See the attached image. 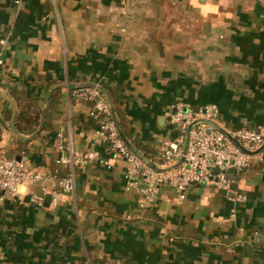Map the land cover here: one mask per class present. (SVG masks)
<instances>
[{
    "label": "crops",
    "instance_id": "crops-1",
    "mask_svg": "<svg viewBox=\"0 0 264 264\" xmlns=\"http://www.w3.org/2000/svg\"><path fill=\"white\" fill-rule=\"evenodd\" d=\"M1 38L0 155L24 150L29 169L53 172L71 135L104 161L76 168L70 200L7 198L0 264H264V152L234 189L195 184L181 199L164 184L141 210L143 180L128 184L92 105L72 95L104 88L126 138L156 165L161 138L177 134V103L216 104L227 130L264 124V0H0ZM27 107L41 111L38 133L18 128Z\"/></svg>",
    "mask_w": 264,
    "mask_h": 264
},
{
    "label": "built area",
    "instance_id": "built-area-1",
    "mask_svg": "<svg viewBox=\"0 0 264 264\" xmlns=\"http://www.w3.org/2000/svg\"><path fill=\"white\" fill-rule=\"evenodd\" d=\"M129 1L120 0V3L127 5ZM6 42V38L0 39V69L5 61ZM72 95L79 101H92L90 113L99 120L97 135L105 138L114 158L125 162V179L128 184H134L138 178L143 180L142 199L139 203L141 210L148 209L156 202L164 184H170L181 199L185 197L186 190L195 184L203 183L231 190L235 177L250 166L255 155L261 158L264 152V147L255 154L248 152L264 146V124L254 128L227 130L218 122L219 109L216 104L193 108L186 103H177L169 114V122L177 134L161 138V164L156 168L123 140L111 97L105 89L96 85H81L73 90ZM60 148L62 154L56 160L59 167L49 173L29 169L24 160L25 152H22L20 159L0 155V205L7 198L21 202L28 195L32 202L40 206L45 204L47 194L52 195L54 205L60 199L70 200L75 188L76 168L83 167L89 161L102 159L98 150L75 149L71 135L63 139ZM61 167L66 169L64 174L60 173ZM230 169H235L237 174L229 172ZM37 189L40 191L37 192ZM236 199L241 201L245 196L238 194Z\"/></svg>",
    "mask_w": 264,
    "mask_h": 264
},
{
    "label": "trees",
    "instance_id": "trees-1",
    "mask_svg": "<svg viewBox=\"0 0 264 264\" xmlns=\"http://www.w3.org/2000/svg\"><path fill=\"white\" fill-rule=\"evenodd\" d=\"M104 89V88H103ZM60 97V88H57L53 91L52 95H51V99H50V107L54 104L57 103ZM114 100V99H113ZM112 101V99H111ZM89 102L92 105V101H86ZM115 103V100L112 101ZM48 115V114H47ZM115 115V114H114ZM115 118L117 119L116 115ZM40 119H41V111L38 110L36 112L31 111L30 107H27L26 109H23L19 115H18V128L19 130L22 132H28V133H32L33 131L36 130V128L39 126L40 124ZM118 121V119H117ZM119 122V121H118ZM46 124H48V122L45 120V124L43 127V130L46 127ZM143 148V147H142ZM22 152H25L24 150ZM246 169V168H245ZM244 169V170H245ZM243 170V171H244Z\"/></svg>",
    "mask_w": 264,
    "mask_h": 264
},
{
    "label": "water",
    "instance_id": "water-1",
    "mask_svg": "<svg viewBox=\"0 0 264 264\" xmlns=\"http://www.w3.org/2000/svg\"><path fill=\"white\" fill-rule=\"evenodd\" d=\"M90 86H94V85H90ZM73 87V86H72ZM77 87V86H76ZM75 87V88H76ZM47 100H49V96L47 97ZM44 113H45V109H43V112H42V117L44 116ZM43 122H44V120H43V118H42V120H41V123H40V126H39V128H38V130H37V133L42 129V126H43ZM0 123L1 124H3V125H5L4 124V122H3V120L0 118ZM14 126V129H15V131H17L16 130V127H15V124H13ZM190 129H191V126L188 128V130H187V142H186V145H185V149H184V153L186 152V149H187V144H188V139H189V131H190ZM119 130H120V134H121V136H122V138H123V140L126 142V144L133 150V151H135L140 157H142L145 161H147L150 165H152V166H154V167H156V168H159V166L158 165H156L155 164V162H153L151 159H149L146 155H144L142 152H140L127 138H126V136L124 135V133H123V131H122V129H121V127L119 126ZM225 131V130H224ZM234 141L236 142V144H238L241 148H243V146L240 144V142H238L236 139H234ZM263 147L264 146H262V148H260V149H258V150H256V151H248L249 153H251V154H255V153H258L261 149H263ZM244 149V148H243ZM247 151V150H246ZM17 159H20V158H17ZM229 172H231L232 174H237V172H236V170L235 169H230L229 170ZM236 187V182L234 181L233 183H232V185H231V188L232 189H234ZM51 199V196L50 195H48L47 197H46V200H50Z\"/></svg>",
    "mask_w": 264,
    "mask_h": 264
}]
</instances>
